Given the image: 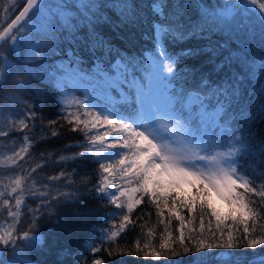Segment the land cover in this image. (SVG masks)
Wrapping results in <instances>:
<instances>
[{
  "label": "snow or ice",
  "instance_id": "obj_1",
  "mask_svg": "<svg viewBox=\"0 0 264 264\" xmlns=\"http://www.w3.org/2000/svg\"><path fill=\"white\" fill-rule=\"evenodd\" d=\"M10 3L15 5L16 0H10ZM108 7L120 10L117 27L121 24L134 25L142 17L141 6L134 0H121L120 3L112 5L104 3L103 0L57 5H52L48 0H23L22 10L0 31V89L7 83L13 71H16L17 66L19 70L16 74L24 73L25 66L20 61H30L35 67L39 66L45 56L54 54L59 47L56 34L61 28L72 32V39L75 40L79 23L90 25V54L103 65L109 63L105 57H118L115 64H112V70L116 73L115 83H130L135 87L134 98L126 97V105L100 111H96L98 105L89 107L91 100L83 101L67 95L61 97L65 106L63 119L70 125L68 130L82 132L85 139L76 143V146L83 149L81 152L60 155L59 161H75L78 157L88 156L103 161L99 163L100 179L95 186V192L101 194V198H107L117 210H123L118 227L103 235L102 242H114L121 231L133 224L129 214L144 202V197H148L150 202L155 204L159 217H164L167 209L180 219L178 239L182 246L185 241L184 218L180 216L176 206L195 212L197 204L202 212L207 210L218 223L228 218L236 222L239 218L238 223L243 225L242 232L248 239L241 245L234 239L233 232L229 231L222 245L200 240L196 250L220 247L237 249L242 246L256 249L258 245L264 246V224H260L261 234L256 235L258 222L264 220V211H261L264 209V181L257 183L255 173L253 176L241 175L238 168L242 166V158L264 159V141L257 143L255 134L251 131V124L257 115L264 114V103H259L260 97H264V84L253 89V94L257 96L256 101H245L242 87L244 81L235 77L230 79L227 87L201 88L185 100L183 94H178L170 88V84L184 75L183 70L178 67L180 61L193 56L196 50L186 48L174 54L166 49V44L168 41L186 42L204 31L205 26L210 27V20L215 22L220 17L214 12L205 11L200 17L202 23L193 22L191 15L198 5L185 3V0H152L146 7L159 20L153 25L158 56L144 65L134 57L122 55L114 49L110 40L96 33L94 21H99ZM225 8L229 11L235 9L237 15L242 12L249 13L250 18L258 19L261 29L264 30V0H243L242 3L225 5ZM5 11L7 12V9ZM261 47L264 48V44ZM74 59L79 57L74 54ZM243 65L241 73L245 79L257 74L264 77V52L250 50L245 53ZM101 72L105 73L106 70L101 68ZM137 73L144 75L138 78ZM28 75L33 76L34 73L29 71ZM42 75L52 80L62 92L67 87L66 80L58 77L55 72L45 70ZM16 83L24 85L26 82ZM201 92L206 94L201 95ZM158 95L164 96L165 101L157 98ZM210 97L217 98L213 111H209V105L205 103ZM13 99L17 98L13 96ZM73 106L76 110L69 111ZM24 114L28 118H35L37 115L30 105ZM81 115L87 118L81 119ZM55 123L56 121H49L50 125ZM240 123L246 127L237 130ZM13 127L28 128V123L21 118ZM100 128L106 130L99 132ZM94 129L97 132L91 134ZM58 134L56 131L51 132L52 136ZM23 140L24 146L20 147L14 156L9 157L12 164L22 159V154L29 152L32 141L27 135ZM42 166L43 163L37 164L26 175H17L8 185L0 187V210L5 211L7 217L11 218L7 227L0 226V245H10L13 250L19 252L23 257L22 264H33L31 251L40 240L36 234L39 222L36 213L39 212V218L42 220L54 213L64 200L78 198L77 193L80 191L71 179V174L64 171L58 176L47 177V183L41 179L38 186V180L32 174ZM60 177H65V181L60 186H55L53 182L58 181ZM82 183L87 184V179ZM9 188L11 193L20 190V194L14 198L15 211L7 207L11 204V199L4 198ZM41 188L48 190L41 191ZM25 193L29 198L39 199V204L36 209L26 214L27 230H21L17 226L21 224V205L25 202ZM217 198L227 203L226 209L218 207ZM169 200L172 202L171 206ZM115 215L114 212L113 218ZM249 220L252 221L251 227ZM21 235L23 250L17 243ZM148 235H154L152 229H149ZM174 243L171 232L159 243V250L151 241L141 246L138 240L134 254H142L145 259L169 260L173 256L181 255V252L176 251ZM92 250L96 251L95 248ZM182 251L188 253L193 249L183 246ZM109 254L133 253L121 250ZM13 264L19 262L14 261ZM93 264H102V261L96 259ZM194 264L251 262L244 253H222L217 259L201 251L200 255L194 256ZM259 264H264V259H261Z\"/></svg>",
  "mask_w": 264,
  "mask_h": 264
},
{
  "label": "trees",
  "instance_id": "obj_2",
  "mask_svg": "<svg viewBox=\"0 0 264 264\" xmlns=\"http://www.w3.org/2000/svg\"><path fill=\"white\" fill-rule=\"evenodd\" d=\"M48 2L52 5L78 4L85 3L87 0H48ZM103 2L112 5L120 3L121 0H103ZM134 2L141 6L142 11L141 19L134 25L121 24L117 27L120 10L116 7H108L104 10L103 17L99 21H94L95 31L103 38L110 40L114 49L122 55L134 57L136 61L147 65L158 56L155 46L156 32L153 25L159 20L146 7L152 0H134ZM185 3L199 6L193 10L191 15L193 22L202 23L200 17L205 11L216 13L220 19L215 22L210 20V27L205 26L204 31L194 38H189L186 42L168 41L166 49L174 54L186 48L196 50L193 56L180 61L178 67L183 70L184 75L173 80L170 88L178 94H183L187 100L189 95L200 91L201 88L227 87L230 79L235 77L244 81L242 87L245 101L249 99L256 101L257 96L253 94V89L264 84V77L257 74L255 77L250 76L245 79L241 69L244 67L245 53L250 50L264 52V48L261 47L264 44V34H262L264 30L261 29L258 19L250 18L247 12L237 15L236 12L228 9L223 10L221 0H185ZM22 7L23 0H16L15 5L9 3L8 0H0V31L11 22ZM6 16L7 19H5ZM89 32L90 25L80 22L75 32L76 39L73 40V33L61 28L56 34V43L59 47L56 48L54 54L45 56L39 66L35 67L30 61H20L25 66L24 73L17 75L16 71L19 70L17 66L16 71H13L7 83L0 89V133H4L0 135V149L7 147L12 140H19L24 146L23 137L25 135L32 141L29 152L22 154L23 158L18 159L16 164H12L9 159L14 155L0 158V187L8 185L4 181L5 176L26 175L37 164L43 163V166L37 168L32 174L34 178H37L38 186L41 179L47 183V177L58 176L61 171H64L71 174V179L80 189L77 193L78 198L64 200L50 216H45L40 220L39 212L36 213L39 221L36 234L40 240L31 251L33 264H91L95 258L102 259L105 264H194V256L200 255L201 251L217 259L222 253H244L250 259L251 264H259L260 260L264 259V246L258 245L256 249L242 246L237 249L220 247L196 250V245L200 240L222 245L229 231L233 232L234 239L238 240L241 245L248 239L242 232L243 225L238 223L239 218L236 222L228 218L218 223L207 210L202 212L198 204L195 212L181 208L179 205L176 206L180 216L184 218L185 241L183 246L193 249L188 253H183V246L180 245L178 239L180 219L169 213L167 209H165V216L159 217L155 204L151 203L148 197H144V202L137 205L129 214L133 224H129L121 231L114 242H102L103 235L118 227L123 210H117L107 198H101V194L95 192V186L100 179L99 163L103 161H98V158L91 156L78 157L75 161H59L60 155L81 152L83 149L76 146V143L85 139L82 132L68 130L70 125L63 119L65 106L61 97L67 95L78 97L83 101L91 100L92 104H89V107L93 104L98 105L96 111H100L104 108H120L126 105V97L134 98L135 87L130 83L123 85L115 83L116 73L112 70V64H115L118 57L116 59L105 57L104 59L109 63L103 65L90 54ZM74 54L79 59H74ZM101 68H104L106 72L102 73ZM45 70L55 72L58 77L66 80L67 87L63 92L52 80L42 75ZM29 71L34 75L29 76ZM136 75L139 78L144 74L137 73ZM128 79L130 81L131 77ZM17 81L26 83L20 85L16 83ZM205 94L201 92V95ZM13 96L17 99H13ZM216 99V97H210L205 101L209 105V111L215 110L213 106L216 105ZM259 103H264V97H260ZM28 105L36 111V117L28 118V128L12 129L9 122L10 114L19 110L25 111ZM68 110L75 111L76 109L73 106ZM49 121H56V123L50 125ZM244 127L246 125L240 123L237 125V130ZM52 131L59 134L52 136ZM251 131L255 134L257 143L264 141V114L257 115L251 124ZM238 168L241 175L253 176L255 173L257 183L264 181V175H260L264 173V159L260 157L242 158V166ZM85 179L88 181L87 184L82 183ZM64 181L65 177H60L53 184L60 186ZM40 190L47 191L48 189L41 188ZM72 190L75 191V189ZM19 194L20 190L17 193H11L10 188L5 194V199H11V204L7 207H11L13 211H15L14 198ZM25 197V202L21 205V224L17 226L21 230H27L26 214L36 209L39 204V199L29 198L27 193ZM171 203L169 200L170 206ZM114 212L116 215L113 218ZM168 221L171 222L168 223ZM1 223L7 225L11 223V218L7 217L3 210H0ZM260 224H264V220L259 221L256 226L257 236L261 234ZM249 226H252L251 220H249ZM149 229L153 230L154 235H148ZM168 232L172 233L174 247L177 252H181V255L173 256L169 260L157 261L151 258L145 259L142 254L140 256L134 254L138 240L141 246L151 241L152 245L159 250V243ZM17 234L19 235V232ZM22 239L21 235L17 242L21 250H23ZM93 248L96 251H93ZM121 250L125 253L131 251L133 254H109L112 251ZM14 261L22 264L23 257L10 245H0V262L13 264Z\"/></svg>",
  "mask_w": 264,
  "mask_h": 264
},
{
  "label": "rangeland",
  "instance_id": "obj_3",
  "mask_svg": "<svg viewBox=\"0 0 264 264\" xmlns=\"http://www.w3.org/2000/svg\"><path fill=\"white\" fill-rule=\"evenodd\" d=\"M8 2L10 3V0H8ZM221 2H222V5H223V10H224V9H226L225 5H229V4L235 3V2L240 3V2H243V0H221ZM231 11L232 12H236L235 9H233ZM157 98H159L162 102L165 101L164 96L158 95ZM25 111L24 110H19V111L11 113V115L9 116V122H10V125H11L12 129L22 128V127H13V125H17L18 124V120L21 119V118L25 119L26 123L28 122V117L24 114ZM86 118L87 117H85L84 115H81V119H86ZM105 130H106L105 128H100L99 132H103ZM96 132H97V130L94 129L91 134H95ZM109 139H111V137H109ZM9 145H10V147H9ZM22 146H23V143H21L19 140L10 141V143L8 144L7 147H4V148L0 149V158H5V157H9V156L14 155V153L19 151V148L22 147ZM16 176H17V174H13V175H10V176H5L4 177V181L7 184H9L10 181H13L16 178ZM216 202H217L218 207L225 208V209L227 208V203L225 201H222L219 198H217ZM0 226L7 227V224L6 223H1ZM96 259H100V258L93 259L91 264H93V262ZM100 260L102 261V264H105L102 259H100Z\"/></svg>",
  "mask_w": 264,
  "mask_h": 264
},
{
  "label": "water",
  "instance_id": "obj_4",
  "mask_svg": "<svg viewBox=\"0 0 264 264\" xmlns=\"http://www.w3.org/2000/svg\"><path fill=\"white\" fill-rule=\"evenodd\" d=\"M22 8H23V7H22ZM21 10H22V9H21ZM18 14H19V13H18ZM18 14H17V15H18Z\"/></svg>",
  "mask_w": 264,
  "mask_h": 264
}]
</instances>
